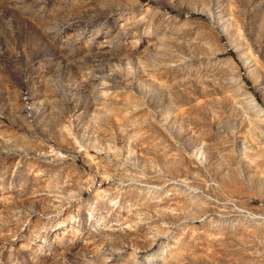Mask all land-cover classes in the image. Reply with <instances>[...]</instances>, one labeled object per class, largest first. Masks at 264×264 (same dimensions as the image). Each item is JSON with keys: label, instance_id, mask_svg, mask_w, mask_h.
Returning a JSON list of instances; mask_svg holds the SVG:
<instances>
[{"label": "rangeland", "instance_id": "374dc122", "mask_svg": "<svg viewBox=\"0 0 264 264\" xmlns=\"http://www.w3.org/2000/svg\"><path fill=\"white\" fill-rule=\"evenodd\" d=\"M0 264H264V0H0Z\"/></svg>", "mask_w": 264, "mask_h": 264}]
</instances>
